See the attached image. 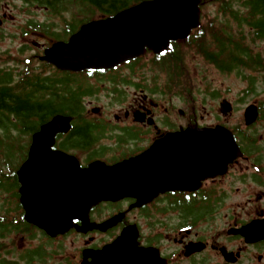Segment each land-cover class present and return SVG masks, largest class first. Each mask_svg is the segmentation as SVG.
<instances>
[{"label":"flooded vegetation","instance_id":"flooded-vegetation-1","mask_svg":"<svg viewBox=\"0 0 264 264\" xmlns=\"http://www.w3.org/2000/svg\"><path fill=\"white\" fill-rule=\"evenodd\" d=\"M176 56L170 50L148 52L111 70L78 74L86 78L80 81L84 97L93 93L97 78L111 96L117 89L121 93L131 91L132 97L122 116H104L98 109L94 116L72 118L71 131L56 136L53 151L75 157L82 169L95 161L114 166L142 156L127 174V186L142 191L101 201L89 210L91 223L111 222L105 229L87 230L74 219L75 227L65 234L49 237L39 231L46 244H60L50 252L44 247L31 252L35 261L41 264L48 258L53 262L61 254L62 261L55 264H71L64 253L65 242L76 235L83 238L84 245L78 261L72 264H91L93 257H104L103 249L112 244L116 246L113 251L121 253L127 264H264V239L247 241L240 233L251 222L264 219L262 197L253 201L246 217L229 208L231 195L239 189L236 182L244 185L248 181L241 162L250 161V182H258L264 178V154L255 149H251V155L243 152L244 156L230 164L224 174L210 175L214 157L199 149L210 143L198 142L208 135L197 129L213 125H204L196 117V101L190 92L193 86L181 84L179 77L174 81L163 70L169 66L171 71L173 64L184 68L180 56L179 62L173 61ZM148 66L157 72L151 85ZM160 73L166 74L165 80L160 79ZM70 74L52 68L50 84L63 92L70 84L66 76ZM84 125L88 126V137L78 138L83 143L76 144L72 140L74 132ZM185 129L195 132L179 134ZM26 156L20 159L16 171ZM15 185V212L22 219L17 178Z\"/></svg>","mask_w":264,"mask_h":264},{"label":"water","instance_id":"water-1","mask_svg":"<svg viewBox=\"0 0 264 264\" xmlns=\"http://www.w3.org/2000/svg\"><path fill=\"white\" fill-rule=\"evenodd\" d=\"M202 1L141 2L114 17L83 25L68 43L58 42L46 49L40 60L59 70L81 71L112 68L143 54L145 48L159 53L167 48L170 41L186 38L192 29L199 26ZM229 111L231 106L223 101L221 112L226 115ZM257 115L254 105L247 107L245 124L254 123ZM69 123V117L57 115L42 125L32 136L27 160L17 173L25 221L51 237L67 232L74 218L80 219L87 230L105 229L111 224H90L89 209L102 200L126 196L129 191H142L141 188L127 186V174L142 156L114 167L93 163L87 169H79L74 157L52 151L55 136L66 133ZM191 132L195 131L187 129L179 134ZM197 132L208 135L198 142L210 143L209 146H199L205 154L208 152L214 157L213 164L210 163L213 166L209 169L210 175L225 173L227 165L241 156L229 130L217 126L197 129ZM187 138L182 137L181 140ZM257 232L250 228L242 233L248 236ZM113 245L103 249L106 250L104 257H93L91 264H127L122 261L121 253L113 251L116 248Z\"/></svg>","mask_w":264,"mask_h":264},{"label":"trees","instance_id":"trees-1","mask_svg":"<svg viewBox=\"0 0 264 264\" xmlns=\"http://www.w3.org/2000/svg\"><path fill=\"white\" fill-rule=\"evenodd\" d=\"M29 7L37 6L46 10L47 21H29L24 33L34 31L47 40H65L83 23L97 18L113 17L119 12L151 0H19ZM209 1V0H206ZM221 15L219 19L210 20L195 31L187 45L188 52L193 51L202 57L217 72L228 75L236 72L247 81L249 94L255 89L256 80L264 73V50L258 47L264 43V0H213ZM57 18L60 23L54 21ZM172 53L183 59L184 54ZM175 53V54H174ZM176 56L173 61L179 62ZM169 60V59H168ZM178 66V65H177ZM184 75L182 69L174 67ZM177 71V72H178ZM178 72V73H179ZM177 76L175 79H177ZM49 77H42L30 70L27 64L19 63L15 68H0V130L13 129L24 137L38 131L42 125L56 115L83 117V97L80 80L69 78V86L64 91L50 84ZM80 85V86H79ZM260 118H264V104H260ZM88 126L77 127L74 143H83L78 138L88 137ZM8 138V135H6ZM22 138V136H21ZM24 139V138H23ZM253 147V146H251ZM12 145L10 144L8 150ZM255 147H253L254 149ZM7 165H10L7 162ZM11 167V165H10ZM15 175H0V189L5 193L15 194ZM4 182V184H3ZM6 213L0 214V235L11 230L28 232L32 230L23 220L15 216L12 219ZM33 259L25 260L31 264ZM5 264V261L0 262ZM16 264V263H9Z\"/></svg>","mask_w":264,"mask_h":264},{"label":"rangeland","instance_id":"rangeland-1","mask_svg":"<svg viewBox=\"0 0 264 264\" xmlns=\"http://www.w3.org/2000/svg\"><path fill=\"white\" fill-rule=\"evenodd\" d=\"M217 4L213 0L206 1L201 7L202 14L205 15L203 23L210 20L219 19L222 22L221 15L218 12ZM48 12L37 6L29 7L24 5L21 1L15 0H0V68H15L19 63L27 64L31 71L35 74L46 77L52 75L51 70L41 71L39 62L33 59V56L40 54L41 48H36L33 43L36 41L42 46L49 43L42 34L29 31L24 33V28L29 21H38L43 23L49 19ZM54 21L58 24L60 21L55 18ZM264 50V43L258 47ZM187 46H184L182 52L185 55V66L182 69L184 72V83L193 86L190 88L192 98L196 101L195 107L196 117L199 122L204 125L222 124L229 129L238 127L247 134L252 135L257 143L256 147L264 152V118L259 120L251 129H244L243 111L248 104H264V73L259 75L256 80L255 89L249 94L247 81L243 80L236 72L228 75L217 72L213 67L208 65L202 57L194 52H187ZM183 61V62H184ZM38 67V68H36ZM145 73V71H144ZM156 71H153L148 66L147 79L148 85L152 84V79L156 76ZM160 76L161 80H165V74ZM80 81L85 80L80 76H75ZM160 84V81H157ZM95 89L89 96L83 97V106L85 108L84 116H94L90 114L89 110L98 108L100 113L104 116H122L124 113L126 103L131 99V91H125L120 96L114 94L111 96V91L107 90L101 82H95ZM113 96L119 97L114 99ZM226 99L233 105L232 113L223 117L219 113V102L221 99ZM120 99H123L120 101ZM121 102V103H120ZM184 103V102H183ZM180 104L183 109L185 105ZM89 112V113H87ZM8 135V138H6ZM236 135V133H235ZM22 136V138H21ZM19 135L18 131L13 129L0 130V175H11L23 154V150L27 147V140L29 137ZM24 138V139H23ZM27 139V140H26ZM10 144L13 148L8 150ZM247 150L245 153L252 154L250 144L243 142ZM264 159V158H263ZM7 162L10 165H7ZM243 176H246L248 181L244 185L236 182L235 187L238 191L232 194L230 210L234 209L246 217V214L251 211L254 206L252 203L258 197H262L261 205L264 208V178L258 182H250L249 174L251 172L250 161L241 162ZM4 184V182H3ZM237 204H233V203ZM6 213L9 219L16 216L15 202L12 193H5L0 189V214ZM63 242V241H62ZM58 243L50 245L43 241V238L36 230L28 232H17L11 230L10 232L0 235V262L5 260V264H27L22 257L27 253L35 250L37 247H44L48 252L52 247L55 250ZM66 250L68 262H77L79 259V251L84 245V240L81 236L71 235L66 239ZM65 249V248H64ZM65 256V255H64ZM61 254L57 260L44 259L42 264H55V261L61 260ZM216 261V258H215ZM31 264H40V262H30ZM185 264V263H183Z\"/></svg>","mask_w":264,"mask_h":264}]
</instances>
